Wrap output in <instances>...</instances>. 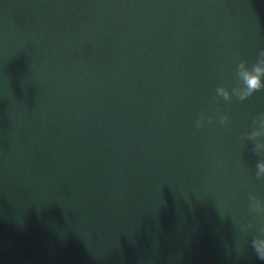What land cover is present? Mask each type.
<instances>
[{"label": "water", "instance_id": "obj_1", "mask_svg": "<svg viewBox=\"0 0 264 264\" xmlns=\"http://www.w3.org/2000/svg\"><path fill=\"white\" fill-rule=\"evenodd\" d=\"M264 0H0V264H264Z\"/></svg>", "mask_w": 264, "mask_h": 264}, {"label": "clouds", "instance_id": "obj_2", "mask_svg": "<svg viewBox=\"0 0 264 264\" xmlns=\"http://www.w3.org/2000/svg\"><path fill=\"white\" fill-rule=\"evenodd\" d=\"M258 168H259V172H258V175H259L260 173L264 172V163H260L258 165ZM257 251L262 257H264V245H258Z\"/></svg>", "mask_w": 264, "mask_h": 264}]
</instances>
